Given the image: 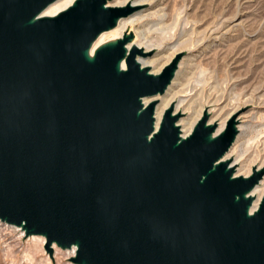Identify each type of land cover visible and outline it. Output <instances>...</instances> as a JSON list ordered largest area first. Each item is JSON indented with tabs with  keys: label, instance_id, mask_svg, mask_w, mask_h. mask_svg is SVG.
Listing matches in <instances>:
<instances>
[{
	"label": "water",
	"instance_id": "obj_1",
	"mask_svg": "<svg viewBox=\"0 0 264 264\" xmlns=\"http://www.w3.org/2000/svg\"><path fill=\"white\" fill-rule=\"evenodd\" d=\"M0 0V222L40 235L75 264H264V166L236 175L225 158L237 116L208 112L183 137L157 100L182 52L158 73L134 34L92 46L139 11L128 2ZM125 63L123 68L122 63Z\"/></svg>",
	"mask_w": 264,
	"mask_h": 264
},
{
	"label": "rangeland",
	"instance_id": "obj_2",
	"mask_svg": "<svg viewBox=\"0 0 264 264\" xmlns=\"http://www.w3.org/2000/svg\"><path fill=\"white\" fill-rule=\"evenodd\" d=\"M163 3L165 13L169 16L176 17L181 13L182 17L188 16L190 20L194 19L192 14L202 17L201 14L213 12V25H223L228 30L223 41L216 42L205 58H199L210 75L211 88L200 92L198 88L201 84L195 89L189 86L182 98H192L195 103L202 101L213 104L207 109L215 107L223 114L238 107V124H245L248 130L246 154L252 156L257 152L259 157L255 163L259 166L264 158V0H164ZM145 7L147 6H141L140 10ZM144 22L145 28L141 29V24H137L128 26L127 31L135 34L138 28L145 32L147 30L154 39L157 27L153 26L154 23L149 18ZM167 32L173 34L171 30ZM157 49H150L152 54L147 58L154 57L161 51ZM169 52L163 55L166 56ZM182 53L180 62L189 60L192 54L187 50ZM159 56L162 54L156 57ZM12 230L7 224L0 222V264H75L72 260L74 256H68L67 250H55L51 246L50 252L46 241L42 246L35 247L29 237L22 235L16 239L21 230Z\"/></svg>",
	"mask_w": 264,
	"mask_h": 264
},
{
	"label": "bare ground",
	"instance_id": "obj_3",
	"mask_svg": "<svg viewBox=\"0 0 264 264\" xmlns=\"http://www.w3.org/2000/svg\"><path fill=\"white\" fill-rule=\"evenodd\" d=\"M73 2L74 0H56L43 11L42 15L54 16L68 8ZM128 2H131L132 5H145L147 7L126 18L120 19L114 29L101 33L94 42L91 53L99 45L120 38L121 35L127 31L128 26L141 24L140 28H145L144 26L146 25V22L144 21L149 18L152 23H154L153 26L157 27V35L155 38L153 39L149 36L147 30L146 33L145 30H140V28H138L135 31L132 43L127 45L128 50H130L133 45L140 49H144V52H149L150 49L155 48L161 50L154 57L147 58V56H137V60L142 66L149 67L152 73H158L179 52L187 50L192 53L190 54L191 57L189 60L179 63L176 75L163 95L144 98L145 104H148L152 100H157L155 108L156 126L158 125L163 112L173 105V114L181 113L183 115L188 113L185 117H180L177 121L183 137L190 134L205 110L208 111V115H210L207 123L217 124L216 132H220L225 127L226 122L230 117L237 116L238 107L223 114L218 108L215 109V107H213L214 109L212 110L207 109L213 104L209 105L207 102L202 101H196L197 103H195L192 98L189 100L182 98L184 96L182 94L187 88H190L189 86H192V89H195L198 87V84H201L198 88L200 92L203 91V89L211 88L209 85L210 75L207 73V70L204 65H202L201 61H199V58H205L210 50L214 48L216 42L223 41L228 30L225 27H222V24V26L219 27L215 24L213 25L215 19L213 12H206L204 13L205 15L201 14L202 17H198V15L194 16L192 14L194 18L192 20H190L188 16L182 17L183 14L181 15V13H178L176 17L169 16L168 13H165L164 0H110L108 5H124ZM192 16L190 15V17ZM148 28H150V26ZM167 30L173 31V34L168 33ZM186 35L187 38L185 39ZM168 51L170 52L166 56L163 55ZM160 54H162V56L156 57ZM122 66L123 68L125 67L124 62L122 63ZM189 74H191V76ZM192 82H194V84H191ZM237 127L239 130L238 135L225 158H231V166H237L235 170L236 175L248 176L251 174L252 170H259L264 166V158L259 166H257L255 162L258 160L259 154L257 152L252 156L246 154V145H248L249 142L247 126L245 124H238ZM251 194L254 196L253 210L258 206L264 194V177L259 185L253 189ZM7 225L8 227L13 228V232L21 230L14 225ZM19 234L20 235H17L16 237L17 240L20 236L24 235L23 230H21ZM29 239L32 240L35 247L42 246L46 241L45 237L40 235H31L29 236ZM51 246L55 250L60 249L54 243ZM67 255L75 256V248L72 247L71 249H68ZM10 256H12L11 253Z\"/></svg>",
	"mask_w": 264,
	"mask_h": 264
}]
</instances>
